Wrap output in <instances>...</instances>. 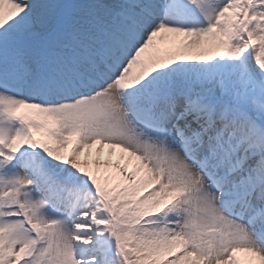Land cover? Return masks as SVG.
I'll use <instances>...</instances> for the list:
<instances>
[{"label":"snow or ice","instance_id":"6c2138e0","mask_svg":"<svg viewBox=\"0 0 264 264\" xmlns=\"http://www.w3.org/2000/svg\"><path fill=\"white\" fill-rule=\"evenodd\" d=\"M0 264H264V0H0Z\"/></svg>","mask_w":264,"mask_h":264},{"label":"bare ground","instance_id":"6f19581e","mask_svg":"<svg viewBox=\"0 0 264 264\" xmlns=\"http://www.w3.org/2000/svg\"><path fill=\"white\" fill-rule=\"evenodd\" d=\"M92 151H93V153H95V149H93ZM117 153H118V152H117ZM117 153L111 157V160H112V158L114 159L115 157L117 158V157L119 156ZM65 155H67L66 152H65ZM108 158H109V157H108V150H107V149H104V150H103V154H102V156L100 157V160H101V161H104V160H106V159H108ZM81 159L83 160V156L81 157ZM120 163L123 165L124 161H120ZM90 167H91V164H90ZM129 170H130V169H129ZM113 171H114V170H113Z\"/></svg>","mask_w":264,"mask_h":264},{"label":"rangeland","instance_id":"374dc122","mask_svg":"<svg viewBox=\"0 0 264 264\" xmlns=\"http://www.w3.org/2000/svg\"><path fill=\"white\" fill-rule=\"evenodd\" d=\"M37 135V138L39 139L40 137H39V134H36ZM95 147H97V146H94V148L93 149H95ZM104 149H107L108 150V152H109V149L107 148V147H105ZM114 152H115V154L117 153L118 155H120V152H119V149H115L114 150ZM125 157H126V154H125ZM118 158V157H117ZM117 158L115 157L114 159L112 158V163L113 164H115L116 162H117ZM109 159V158H108ZM101 164H103V161H101Z\"/></svg>","mask_w":264,"mask_h":264}]
</instances>
